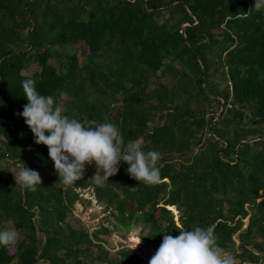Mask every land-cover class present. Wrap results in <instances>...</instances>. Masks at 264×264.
<instances>
[{
	"label": "trees",
	"instance_id": "obj_1",
	"mask_svg": "<svg viewBox=\"0 0 264 264\" xmlns=\"http://www.w3.org/2000/svg\"><path fill=\"white\" fill-rule=\"evenodd\" d=\"M254 4L0 0V229L20 233L13 250L0 246V264H142L134 249L107 246L105 222L90 231L75 216L93 198L156 248L215 225L235 264H264V9ZM29 78L63 115L112 122L125 142L160 152L161 183L133 179L121 161L105 187L90 179L93 164L65 189L17 115ZM21 167L40 173L36 191L17 184Z\"/></svg>",
	"mask_w": 264,
	"mask_h": 264
},
{
	"label": "clouds",
	"instance_id": "obj_2",
	"mask_svg": "<svg viewBox=\"0 0 264 264\" xmlns=\"http://www.w3.org/2000/svg\"><path fill=\"white\" fill-rule=\"evenodd\" d=\"M252 9H264V0H255ZM35 83L30 78L22 81L28 103L17 115L24 118L35 143L48 147L58 182L65 189L76 185L84 177L86 166L93 164L97 171L90 179L97 186L105 187L109 178L119 172L121 161L129 165L127 172L133 179L146 185L161 183L160 152H145L138 140L125 142L120 128L112 122L80 121L63 115L62 107L54 106L51 95L39 94ZM14 176L17 184L26 190L36 191V186L42 184L40 173L28 167H21ZM19 239L20 233L15 228L0 229V246L14 247ZM217 239L215 225L180 230L175 237L164 235L149 264H235L234 258L217 244Z\"/></svg>",
	"mask_w": 264,
	"mask_h": 264
},
{
	"label": "rangeland",
	"instance_id": "obj_3",
	"mask_svg": "<svg viewBox=\"0 0 264 264\" xmlns=\"http://www.w3.org/2000/svg\"><path fill=\"white\" fill-rule=\"evenodd\" d=\"M85 52H87V47L84 46ZM34 67L25 70L24 73H32ZM226 147V145H225ZM80 190V189H78ZM83 196L91 198V193L88 190L83 191ZM129 207L136 208L132 202H128ZM169 208V207H168ZM173 212L176 214L177 210ZM74 214L79 217L86 225L90 228V231L99 229L101 222H105L111 231L108 235L102 234L103 237H107L108 243L107 246L116 250L119 246L125 245L134 249V251L141 257L142 264H149L150 259L155 255L158 248L154 247L151 243L147 242L144 239V233L141 231L142 225L138 223L132 224L129 228L117 220L107 221L108 212L104 210V206L99 204L94 198L91 205H84V203L76 202L74 205ZM249 218L244 219V226L247 225ZM117 224V228L113 224ZM147 230V226L144 228ZM14 247L10 249L13 250ZM46 264V262H42Z\"/></svg>",
	"mask_w": 264,
	"mask_h": 264
},
{
	"label": "water",
	"instance_id": "obj_4",
	"mask_svg": "<svg viewBox=\"0 0 264 264\" xmlns=\"http://www.w3.org/2000/svg\"><path fill=\"white\" fill-rule=\"evenodd\" d=\"M203 67H204V66H203ZM204 70H205V69H204ZM222 109H223V105H222V108H221L220 112L222 111ZM219 114H220V113H219ZM217 117H218V116H216V117L213 118L212 120H215ZM212 120H211V122H212ZM211 122H210V125H209L210 129H211ZM226 146H227V143H226ZM225 148H226V147H224V150H225ZM168 207L172 209L171 206H168ZM174 207H175V206H174Z\"/></svg>",
	"mask_w": 264,
	"mask_h": 264
}]
</instances>
